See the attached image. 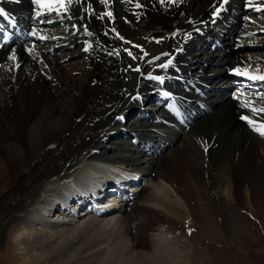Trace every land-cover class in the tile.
<instances>
[{"label":"bare ground","instance_id":"1","mask_svg":"<svg viewBox=\"0 0 264 264\" xmlns=\"http://www.w3.org/2000/svg\"><path fill=\"white\" fill-rule=\"evenodd\" d=\"M228 1L0 0V20L18 17L28 34L20 46L0 51V190L12 185L0 199V242L6 227L21 219L12 242L21 255L16 261L53 262L90 237L81 247L88 262L105 252L98 249L103 245L119 262L162 264L149 233L183 227L154 208L163 204V183L201 222L214 219L213 206L229 223L226 211L234 202L264 207V0ZM219 28L225 46L212 52ZM200 92L204 99L197 100ZM158 97L159 113L138 110ZM168 103L197 117L173 129L163 121L177 123ZM103 154L138 167L156 188H142L147 205L133 207L135 219L141 217L126 232L136 241L134 260L122 242L109 249L111 241L126 240L114 215L128 205L99 221L47 219L62 194L73 193L71 182L87 191L97 185L92 178L111 180V167L99 163ZM57 177L64 183L43 192ZM39 193L18 219L15 213Z\"/></svg>","mask_w":264,"mask_h":264},{"label":"rangeland","instance_id":"2","mask_svg":"<svg viewBox=\"0 0 264 264\" xmlns=\"http://www.w3.org/2000/svg\"><path fill=\"white\" fill-rule=\"evenodd\" d=\"M43 34L47 38L48 34ZM74 50L78 51V47H75ZM187 142L191 146L192 144L196 145V148H199L200 146L199 141L193 138L187 139ZM182 148L186 147L179 146V149ZM80 161L81 163L84 162V160L82 159ZM81 163H79V165ZM78 166H76V168H78ZM60 181L64 183V180L58 179V177L52 178L51 180H49V182H47V184H45L43 192H46L48 188L57 187L55 185H60ZM143 183V189L145 191L154 192L156 190L152 179L146 178L144 179ZM10 185L11 183L0 190V199L6 194V192L10 190V187L12 186ZM159 187H161L166 193L162 195L163 204H170L171 206L168 209L164 208L162 203H159L158 206H154V208L156 210H159L166 216L171 213L169 215L170 219L176 220L183 224V227H181V230L179 229V232L178 230H176L174 232L172 231L171 233L169 231L161 230L158 227L157 229L149 233V242H151L150 249L152 252L154 251L153 253L156 256L159 255L160 257H162V260L164 259L162 261V264H168L169 262L171 264H264V207H259L258 209H247L241 206L239 202H234L233 206L230 209L228 208L226 211L227 216L230 220L229 223L226 219L221 217L220 214H218L216 207L213 206L216 213L214 219L208 222L204 221V223L197 220L194 215H190L191 213H189L184 203L179 200L178 196L174 194L175 192L172 190V188L168 187L164 183L163 185H159ZM41 198L42 193H39L38 197L33 200L31 204H29V207L23 208V210L15 213L18 215V219L26 214V212L30 210V207L38 202ZM135 205H147L146 201L142 198V195H139L129 205V207L125 208L121 213L114 215L115 219H121L123 223L124 228H122L121 231H125L124 233L121 232L122 237H127L125 241H111L109 244L110 250L117 249L121 242L124 243V252L127 255L131 253L134 248L135 250H138L135 247L136 241H134V238L129 234H126L127 227L130 226L131 228L135 229L136 226L140 224V221L138 219L141 217L136 220L134 216L133 207ZM130 215L135 220L133 219V221L128 222L127 219ZM48 216L49 214L47 213V219H51ZM61 218L64 219L63 216ZM102 219L103 218L88 216L80 219V222L77 224L90 220L99 221ZM21 223L22 221L20 219L18 222L13 223L14 225L9 224L6 227V231L4 234L5 237L0 242V264H127L126 261H117L119 259L114 256L115 251H107L105 246H99L101 239L97 240L89 246L91 247V249L95 246H99V251L102 252L105 250V252L102 255H99L96 259H92L88 262V260L84 258V255H82L84 250H81V247L83 244L85 245V243H89V241L92 239H89L90 237L77 241L78 243L71 251V254H66L67 257L61 256V258H59L60 261L55 260L53 262H45L41 259L37 262L34 261L35 263H28V260H23L21 262L16 261V259L21 258V255L19 252H17L15 243L12 244V242H14V232H19L22 229ZM42 226H45V224H42ZM67 228L68 226H66L64 230H66ZM230 228L236 230V236L235 233H232ZM60 229L62 228L60 227ZM134 232L133 235H135ZM91 233L94 235L98 234L95 230H93V232ZM117 236L118 235H115L114 238H116ZM78 249H80V251H77ZM151 251L143 250L142 255H145L146 252L149 253ZM64 257L66 260L64 259ZM72 257L78 258H74L71 260ZM136 257H138L136 251H133V253H131V258H129L128 256L129 260H134L136 259ZM28 259L30 260V258Z\"/></svg>","mask_w":264,"mask_h":264},{"label":"snow or ice","instance_id":"3","mask_svg":"<svg viewBox=\"0 0 264 264\" xmlns=\"http://www.w3.org/2000/svg\"><path fill=\"white\" fill-rule=\"evenodd\" d=\"M261 79H264V77H261ZM244 119H247V117H243ZM249 123H251V121H249ZM262 134H264V132H262Z\"/></svg>","mask_w":264,"mask_h":264}]
</instances>
